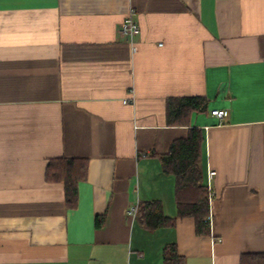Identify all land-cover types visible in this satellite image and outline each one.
<instances>
[{"label": "crops", "instance_id": "1", "mask_svg": "<svg viewBox=\"0 0 264 264\" xmlns=\"http://www.w3.org/2000/svg\"><path fill=\"white\" fill-rule=\"evenodd\" d=\"M181 96L207 108L170 124ZM192 126L216 172L210 235L178 215L160 158ZM59 156L88 159L74 208L45 179ZM152 200L175 224L127 214ZM171 243L183 264L264 252V0H0V264H168Z\"/></svg>", "mask_w": 264, "mask_h": 264}, {"label": "trees", "instance_id": "2", "mask_svg": "<svg viewBox=\"0 0 264 264\" xmlns=\"http://www.w3.org/2000/svg\"><path fill=\"white\" fill-rule=\"evenodd\" d=\"M208 100L204 96H181L167 99V115L170 124H184L190 120L192 111L203 112ZM204 133L201 128L192 126L186 137L173 140L169 150L161 154L164 172L175 176V194L179 216H192L199 235L211 234L210 200L212 192L204 182L201 166ZM88 175V159L83 157L59 156L49 159L45 179L49 182L64 183L65 200L69 208L79 202V183ZM137 216L149 229L162 225H173L176 217L164 214L159 200L142 202L137 205ZM104 214L97 215L95 224L102 226ZM164 260L168 264H183L175 243L164 248ZM241 264H264V252L243 254Z\"/></svg>", "mask_w": 264, "mask_h": 264}, {"label": "built area", "instance_id": "3", "mask_svg": "<svg viewBox=\"0 0 264 264\" xmlns=\"http://www.w3.org/2000/svg\"><path fill=\"white\" fill-rule=\"evenodd\" d=\"M120 33L132 44L133 50H137V46L135 44V35L139 32V24L138 22L133 18V10H130L129 14L125 17L123 22L120 25L119 28ZM211 114L216 116L220 121L226 120L229 116L228 109H212ZM214 170L209 171L208 175V181L207 186L210 189L211 188V178L215 175ZM127 214L129 216H136L137 215V205L130 206L127 210ZM210 221H212V214L210 211L209 217Z\"/></svg>", "mask_w": 264, "mask_h": 264}]
</instances>
